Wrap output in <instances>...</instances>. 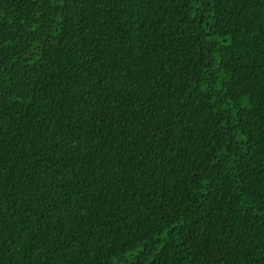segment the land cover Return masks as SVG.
I'll use <instances>...</instances> for the list:
<instances>
[{"label":"trees","instance_id":"16d2710c","mask_svg":"<svg viewBox=\"0 0 264 264\" xmlns=\"http://www.w3.org/2000/svg\"><path fill=\"white\" fill-rule=\"evenodd\" d=\"M0 264H264V0H0Z\"/></svg>","mask_w":264,"mask_h":264}]
</instances>
